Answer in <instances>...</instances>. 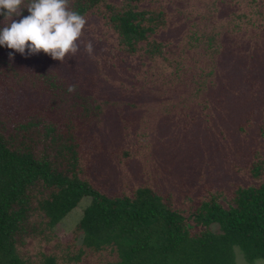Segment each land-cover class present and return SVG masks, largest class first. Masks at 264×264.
<instances>
[{"label": "trees", "instance_id": "obj_1", "mask_svg": "<svg viewBox=\"0 0 264 264\" xmlns=\"http://www.w3.org/2000/svg\"><path fill=\"white\" fill-rule=\"evenodd\" d=\"M69 7L87 20L76 55L62 63L43 51L37 54L57 67L59 75H40L56 101L79 108L70 121L79 111L92 117L104 109L111 57L119 58L118 64L135 57L156 90L165 85L185 95L190 85L189 103L184 96L153 102L152 109L167 114L198 98L202 103L209 88L217 91L224 77H236L232 88L218 92L229 96L232 110L223 120L178 133L170 150L140 143L134 152L124 150L148 172L129 192L117 191L110 181L96 183L99 167L86 166L92 153L80 148L73 129L77 121L61 131L50 124L38 131L32 121L0 129V264H237L236 247L251 264L264 259V138L252 143L253 130L264 128V83L253 80L264 76V0H70ZM28 15L25 7L12 19ZM7 23L0 15V28ZM102 31L107 38L98 36ZM88 42L91 55L85 51ZM244 42L248 50L241 49ZM9 49L0 46V64L6 61L2 52L13 53ZM81 68L92 74H79ZM79 79L101 99L78 87L69 93L68 86ZM207 149L224 151L222 177L204 185L205 192L194 190L177 202L176 191L204 171L195 168L180 181L176 166L186 151L205 155ZM159 156L167 159L169 171L165 177L154 171L160 180L155 188L147 168ZM86 196L90 202L73 229V244L58 239L34 255L21 250L28 239L51 243L57 225Z\"/></svg>", "mask_w": 264, "mask_h": 264}, {"label": "rangeland", "instance_id": "obj_2", "mask_svg": "<svg viewBox=\"0 0 264 264\" xmlns=\"http://www.w3.org/2000/svg\"><path fill=\"white\" fill-rule=\"evenodd\" d=\"M106 34L109 33L102 31L98 36L107 38ZM241 49L248 50V44L245 42L241 44ZM9 50H12L13 57L10 60L9 53L6 55L5 52H2V57L4 56L6 61L0 64V129L7 131L18 123L32 121L34 123L32 128L38 131L43 130L47 124L53 125L58 131H61L65 130L70 122L77 121L76 124H73V129L80 148L83 153H92L90 161L86 162L87 168L91 170L96 166L99 167L96 183L110 181L118 189L117 191L129 192L148 173L135 154L134 156L126 155L124 150L130 149L134 152L138 143L145 148L149 144H156V148L159 150H170L168 147H173V139L179 136L178 133H183L184 130L197 131L201 129L204 122L216 121L218 118L225 119L230 110L228 107L230 99L229 96L225 98L223 93L218 94V92L226 91L236 83L234 81L236 77H233L234 79L224 77L217 91L209 88L203 94L204 101L202 103L198 98L191 101L192 105L187 108L190 85L186 88L185 95L178 88L165 89V85L156 90V84L150 83L141 74L135 57H129L128 60L122 59L119 64V58L111 57V60L114 61L110 67V72L113 74L110 81L112 84L109 83V87L102 92L106 98L104 109L98 110L99 113L92 117L83 116L79 111L77 116H74V120L70 121V115L75 114L79 108L72 106L69 101L58 103L57 97L54 96V90H51L48 82L40 76L41 72L58 73L55 69L57 67L47 58L39 57L38 54L22 55L14 49L10 48ZM27 51L26 49L25 52L27 53ZM117 71L124 73L125 77H118ZM86 72L83 68L78 70V73H82L84 76L92 74V72ZM135 73H138L139 77H136ZM63 76L58 77L63 78ZM82 80H77L76 86L80 89L79 92L91 94L94 99L99 101L101 97L92 93L91 85ZM253 80L257 83H264V76L257 74ZM160 96H169L172 99L184 96V101H188V103L184 105V108L173 107V111L167 114L160 108L152 109L153 102L156 99H161ZM238 116L242 118L244 115L238 114ZM172 127H174L173 130H171ZM253 138L252 143L254 144L262 142L264 128L263 130H253ZM181 160L183 162L176 166V170L181 172L180 181L185 180L187 173H193L195 168L204 172L198 174L192 182L186 180L190 183V185L187 183L188 188L183 187L176 191L174 199L179 203L186 197V194H190L194 190L205 192L207 188L205 186L209 185L210 187L211 182L216 179L215 176L222 177L223 172L220 167H223L228 161L223 150L210 154L209 149L205 150V155L200 153L190 155L186 151ZM156 161L157 164L149 162L151 166L147 168L149 172L151 171L148 183L155 188L156 185H159L160 180L156 178L158 176L154 171L163 177L169 171L166 158L159 156V160ZM89 202L90 197H84L62 219L55 229V237L51 243L43 245L40 242L39 244L37 240L28 239L25 244H21V250L28 255H34L40 246L45 249L49 248L58 239L64 244H73L75 236L73 229ZM212 229L217 231L218 225L213 224ZM235 254L237 264H251L246 261L239 247L235 248ZM254 264H264V259H257Z\"/></svg>", "mask_w": 264, "mask_h": 264}, {"label": "clouds", "instance_id": "obj_3", "mask_svg": "<svg viewBox=\"0 0 264 264\" xmlns=\"http://www.w3.org/2000/svg\"><path fill=\"white\" fill-rule=\"evenodd\" d=\"M70 0H0V15L9 23L0 28V46H6L23 54H37L43 51L62 63L67 57L75 56L79 50V39L87 23L86 18L69 7ZM30 15L19 21L24 8ZM28 50L27 53L25 50ZM85 51L91 55L93 45L88 42ZM10 60L13 53H9ZM76 85H69L67 91L74 92Z\"/></svg>", "mask_w": 264, "mask_h": 264}]
</instances>
